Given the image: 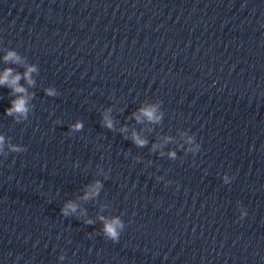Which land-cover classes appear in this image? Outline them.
<instances>
[{
  "label": "clouds",
  "instance_id": "clouds-1",
  "mask_svg": "<svg viewBox=\"0 0 264 264\" xmlns=\"http://www.w3.org/2000/svg\"><path fill=\"white\" fill-rule=\"evenodd\" d=\"M5 61H11V62H20V57L13 51H9L8 54L4 57ZM37 71L35 65H29L27 67V70L23 73V78L27 81V84L29 86H34L35 81L33 80L31 73ZM20 74H13L12 69H6L4 70L3 74L0 75V85L7 86L12 90V94L15 95V98L10 101L11 106L8 107L6 111L7 116L14 117L17 122H20L21 120H27L29 117L30 112H32V106L30 104V101L32 100L34 94L29 93L27 89L20 85L19 81L21 80ZM45 93L47 96L55 97L59 95V92L53 87H48L45 89ZM110 109L106 110L102 116V126L106 127L107 129H113V120L110 117ZM136 120L139 122L141 121L142 117L146 118L148 121L156 122L158 121L159 117L157 116V111L155 106H147L142 107L139 110V114L133 113ZM56 123H62L61 121H57ZM84 125L82 121H76L74 124L70 126V133H75L78 131H81L83 129ZM121 131H126V129H121ZM131 139L138 147H143L147 144L146 139H142L140 135H138L136 132L132 133ZM188 142H192V137H188ZM5 137L3 135H0V155H3L4 157H7L9 152L13 153H21L26 151V147L23 145L18 144H9L8 151H5ZM154 148L156 145L153 146ZM199 147V145H197ZM170 155L174 158L175 153H170ZM225 182H227V178H225ZM100 188V184L98 182L94 183L89 190L84 195L83 199L87 200L90 197H93L97 195L98 190ZM78 205L75 204L72 201H69L65 203L61 209V215L64 217H68L71 214L75 213L77 211ZM81 215H83V210H81ZM246 215V213H242V217ZM98 219H100L103 223V234L104 236L113 241L118 242L121 232L125 228L124 222L120 219V217L115 216L112 218H106L104 216H99ZM84 223L86 224H92L94 221L91 219H85ZM92 235V234H89ZM63 259V257H61Z\"/></svg>",
  "mask_w": 264,
  "mask_h": 264
}]
</instances>
